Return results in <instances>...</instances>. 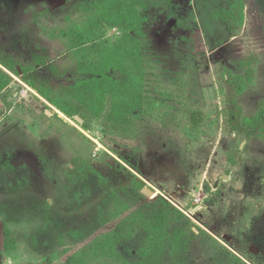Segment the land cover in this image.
I'll list each match as a JSON object with an SVG mask.
<instances>
[{
	"label": "rangeland",
	"instance_id": "obj_1",
	"mask_svg": "<svg viewBox=\"0 0 264 264\" xmlns=\"http://www.w3.org/2000/svg\"><path fill=\"white\" fill-rule=\"evenodd\" d=\"M95 1L0 0V45L19 66L45 52L70 63L69 34ZM144 1L140 106L125 121L111 120L110 98L102 116L82 109L70 119L10 74L0 93V264H65V253L81 250L88 264L138 263L146 235L137 213L151 210L123 166L149 199L185 215L170 226L189 250L165 253L163 264H264V138L243 128L264 102V0ZM119 31L100 32L99 47L115 45ZM238 61L253 76L233 96L229 72L245 73ZM82 229L88 240L69 237Z\"/></svg>",
	"mask_w": 264,
	"mask_h": 264
},
{
	"label": "trees",
	"instance_id": "obj_2",
	"mask_svg": "<svg viewBox=\"0 0 264 264\" xmlns=\"http://www.w3.org/2000/svg\"><path fill=\"white\" fill-rule=\"evenodd\" d=\"M92 7V15L86 25L69 34L70 51L75 62L72 59L70 63L59 65L45 52L35 55L32 65L23 67L17 65L0 45V93L9 86L12 74L70 119H78L82 109L95 117L102 116L109 98L111 120L123 122L128 119L135 108L140 106L137 95L139 87L135 79L136 73L142 68L139 57L144 18L141 11L146 10L147 6L144 0H96ZM223 16L229 18L226 13ZM106 28H118L121 33L115 45L101 48L98 45L99 36ZM246 64L249 62L238 61L235 64L236 70H245L243 75L236 71L228 74L227 83L233 96L241 92L243 78L247 81L252 79L251 65ZM112 72L122 73L127 76V81H117L111 75ZM73 74L89 78L74 84L67 83L66 79ZM64 96L74 100L79 107ZM243 128L249 137L256 135L264 138V102L258 114L247 120ZM234 129L239 130V126ZM122 169L131 179V187L137 198L146 199L151 210L148 216H144L142 212L137 213L140 215L146 242L140 252V261L136 264H163L165 253L174 256L187 253L191 241L183 230L170 226V220L175 223L183 220L184 213L159 195L149 199L144 193L147 187L145 181L126 167L123 166ZM118 195L120 198L119 193ZM102 227L109 228L110 224L104 222ZM4 235L6 246L12 247L10 231L5 229ZM111 235L118 238L117 232L108 230V240ZM69 237L80 241L89 239L88 233L83 229L72 231ZM59 239L62 237L59 236ZM64 258L65 264H88L84 250L68 251Z\"/></svg>",
	"mask_w": 264,
	"mask_h": 264
},
{
	"label": "water",
	"instance_id": "obj_3",
	"mask_svg": "<svg viewBox=\"0 0 264 264\" xmlns=\"http://www.w3.org/2000/svg\"><path fill=\"white\" fill-rule=\"evenodd\" d=\"M155 106V105H154ZM149 107H153V106H149ZM62 117V116H61ZM146 193L148 194V195H151V191L150 190H146Z\"/></svg>",
	"mask_w": 264,
	"mask_h": 264
}]
</instances>
